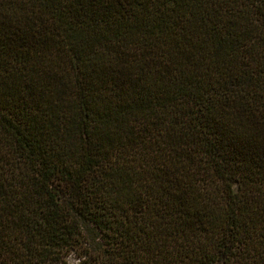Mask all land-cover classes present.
<instances>
[{"label": "trees", "instance_id": "1", "mask_svg": "<svg viewBox=\"0 0 264 264\" xmlns=\"http://www.w3.org/2000/svg\"><path fill=\"white\" fill-rule=\"evenodd\" d=\"M0 264H264V0H0Z\"/></svg>", "mask_w": 264, "mask_h": 264}, {"label": "rangeland", "instance_id": "2", "mask_svg": "<svg viewBox=\"0 0 264 264\" xmlns=\"http://www.w3.org/2000/svg\"><path fill=\"white\" fill-rule=\"evenodd\" d=\"M71 262H73V261L71 260Z\"/></svg>", "mask_w": 264, "mask_h": 264}]
</instances>
